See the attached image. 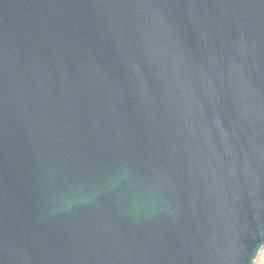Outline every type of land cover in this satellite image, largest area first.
<instances>
[{"label": "water", "instance_id": "water-1", "mask_svg": "<svg viewBox=\"0 0 264 264\" xmlns=\"http://www.w3.org/2000/svg\"><path fill=\"white\" fill-rule=\"evenodd\" d=\"M264 0H0V264H253Z\"/></svg>", "mask_w": 264, "mask_h": 264}, {"label": "rangeland", "instance_id": "rangeland-1", "mask_svg": "<svg viewBox=\"0 0 264 264\" xmlns=\"http://www.w3.org/2000/svg\"><path fill=\"white\" fill-rule=\"evenodd\" d=\"M256 259L253 261V264H264V246L260 248Z\"/></svg>", "mask_w": 264, "mask_h": 264}]
</instances>
